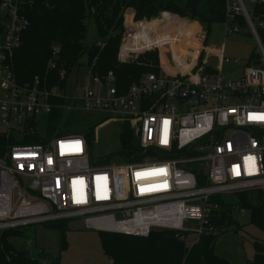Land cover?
Returning a JSON list of instances; mask_svg holds the SVG:
<instances>
[{
  "label": "built area",
  "instance_id": "1",
  "mask_svg": "<svg viewBox=\"0 0 264 264\" xmlns=\"http://www.w3.org/2000/svg\"><path fill=\"white\" fill-rule=\"evenodd\" d=\"M35 2L0 0V133L12 140L0 159V234L79 219L86 229L123 236L172 231L192 247L203 236L219 235L214 198L258 191L264 202V46L257 32L264 21H253L264 17V0H225V37L251 35L260 56V65L248 64L239 79L205 63L208 56L221 66L231 60L224 49L206 45L208 35L197 21L176 23L169 14L159 28L135 19L130 29L124 24L119 61L157 53L160 72L143 75L124 93L112 72L91 78L80 99L83 109L128 124L141 149L139 162L105 165L91 160L82 135L27 141L39 137L36 118L64 108L65 91L49 73L28 83L16 76L14 59ZM159 29L168 31L157 35ZM162 51L171 74L161 68ZM59 54L54 47L47 72H55ZM58 74L64 82L66 71ZM32 249L33 264H54L43 249Z\"/></svg>",
  "mask_w": 264,
  "mask_h": 264
},
{
  "label": "trees",
  "instance_id": "2",
  "mask_svg": "<svg viewBox=\"0 0 264 264\" xmlns=\"http://www.w3.org/2000/svg\"><path fill=\"white\" fill-rule=\"evenodd\" d=\"M129 9L134 11L136 21L151 20L165 11L181 14L198 20L207 35H210L213 26L225 22V0H36L27 11L30 27L24 34L23 46L14 59L18 81L28 83L36 76L45 77L49 73L52 76L51 80L65 90L69 73L84 57H87L93 75L104 76L109 72L114 73L117 88L121 93L138 83L143 75L159 74L157 53L146 54L129 64L119 61V49L125 32L124 15ZM258 11L259 9L254 17ZM165 16L169 17L168 14ZM91 20L103 43L88 48L84 41L86 23ZM262 20L264 21L263 16L253 21L258 25ZM127 21L131 23L129 17ZM240 23L245 24L242 20ZM151 25L152 28H156L158 24ZM257 32L264 46V28H258ZM54 47L60 49V54L57 69L51 73L47 70ZM249 64L260 65L257 50L253 52ZM61 70L66 71L64 82L59 78L58 73ZM60 104L64 106V101ZM86 139L90 148V141ZM27 141L36 144L43 140L32 137ZM122 142L123 149L119 154L121 162H139L142 157L139 141L130 129L122 134ZM11 143L12 140L7 138L6 134L0 133V159L9 151ZM235 197L240 200V209L250 212V225L264 233L262 193L258 191L241 193ZM213 201L218 204V210L213 215L212 223L219 230V234L224 229L236 226L232 205L226 203L223 197H216ZM57 223L59 224L54 227L59 230L61 246L65 249L66 227L61 222ZM17 237L27 240L29 236L21 234L19 230L0 234V264H33L28 255L29 251L15 247L10 241L11 238ZM99 237L105 256L114 264H232L230 260L216 253L219 235L203 236L192 247L176 238V233L172 231H154L147 238L99 232ZM252 246L255 255L245 264H264V243L254 240Z\"/></svg>",
  "mask_w": 264,
  "mask_h": 264
},
{
  "label": "rangeland",
  "instance_id": "3",
  "mask_svg": "<svg viewBox=\"0 0 264 264\" xmlns=\"http://www.w3.org/2000/svg\"><path fill=\"white\" fill-rule=\"evenodd\" d=\"M246 4L249 7L248 1ZM249 10L251 11L250 7ZM165 14L174 16L176 23L178 21L198 22V20L190 19L184 15L165 11L156 18L148 20L149 26L152 27L150 23L157 22L159 26L156 28L161 27L163 24L160 22L165 23ZM124 16L125 25H128V17L130 21L135 19L132 9L125 11ZM86 24L87 32L84 45L88 48L101 45L103 41L97 34L94 22L91 20ZM128 29H130L129 25ZM177 29L178 27L175 25L172 28L174 37H177ZM155 31L157 35H163L168 30ZM206 45L224 49L225 57L231 60V64L221 66L219 58L215 56L205 57L204 61L213 69L220 70L221 68L223 74L231 79L241 78L253 52L257 50V42L254 37L244 33L225 37L223 25L212 27ZM160 64L166 73H173L170 58L165 51L160 53ZM92 77V69L88 66L87 57H84L67 77L66 88L63 92L64 108L61 111L54 110L51 116L36 118L35 130L39 138L43 139H48L50 136L56 137L60 134L86 136L90 141V158L93 162L100 165L119 163L121 161L119 154L123 149L122 134L130 128L128 124L119 119L110 118L104 113L87 112L83 109L80 99L85 90L92 87ZM92 133L93 136H91ZM88 134L89 136H87ZM13 135L17 139H21L18 134ZM224 199L226 203L232 205V215L237 225L220 232L216 253L230 260L232 264H245L255 255L253 241L258 240L264 243V233L250 225V212L240 209V200L232 195H225ZM61 223L67 231L65 249H62L61 246L60 232L54 227L59 224L56 222L23 228L20 232L29 236L27 240L17 237L11 238L10 241L15 247L25 248L31 252L34 251L32 245L43 249L54 264H109L102 249L99 232L86 229L79 219L65 220Z\"/></svg>",
  "mask_w": 264,
  "mask_h": 264
},
{
  "label": "water",
  "instance_id": "4",
  "mask_svg": "<svg viewBox=\"0 0 264 264\" xmlns=\"http://www.w3.org/2000/svg\"><path fill=\"white\" fill-rule=\"evenodd\" d=\"M130 216V215H129Z\"/></svg>",
  "mask_w": 264,
  "mask_h": 264
}]
</instances>
